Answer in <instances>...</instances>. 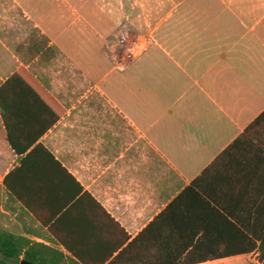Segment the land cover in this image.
<instances>
[{
  "label": "crops",
  "instance_id": "0c3cea01",
  "mask_svg": "<svg viewBox=\"0 0 264 264\" xmlns=\"http://www.w3.org/2000/svg\"><path fill=\"white\" fill-rule=\"evenodd\" d=\"M164 16L103 88L88 73L89 103L33 64L53 57L0 44V85L19 67L39 85L0 92V228L31 259L17 264H264V0H173ZM96 49L72 54L90 65Z\"/></svg>",
  "mask_w": 264,
  "mask_h": 264
},
{
  "label": "rangeland",
  "instance_id": "374dc122",
  "mask_svg": "<svg viewBox=\"0 0 264 264\" xmlns=\"http://www.w3.org/2000/svg\"><path fill=\"white\" fill-rule=\"evenodd\" d=\"M171 4L173 0H0L2 52L7 56L14 52L26 59L29 38L42 36L35 21L41 16L46 23L55 16L58 22L47 27L45 35L60 49L54 45L50 61L33 64L43 68L45 78L49 75L69 95L67 103H89L84 97L93 87L86 80L88 73L100 78L103 88L112 65L119 69L152 40L154 25L165 17ZM73 44H97L90 65L88 52L81 53L82 59L77 58L79 54L73 56Z\"/></svg>",
  "mask_w": 264,
  "mask_h": 264
},
{
  "label": "trees",
  "instance_id": "16d2710c",
  "mask_svg": "<svg viewBox=\"0 0 264 264\" xmlns=\"http://www.w3.org/2000/svg\"><path fill=\"white\" fill-rule=\"evenodd\" d=\"M42 36L32 35L28 42L27 46H25V52L29 56L39 55L41 59L49 60L53 57V50L48 45V38L41 34ZM19 46H17L18 50ZM24 74L28 76L35 84L38 85L36 80L23 68L19 67L8 79H6L0 85V92L7 87V85L14 80L18 75ZM39 86V85H38ZM0 104H2L0 102ZM58 105V104H57ZM60 112L62 113V109L58 105ZM6 187H8L5 181ZM27 241L23 238L16 239L14 235L10 234L7 230L0 228V264H17L19 261V255H22V259L30 260L31 259L27 256V252L23 249L27 245ZM261 251L264 250V242L261 240L260 247Z\"/></svg>",
  "mask_w": 264,
  "mask_h": 264
},
{
  "label": "water",
  "instance_id": "95a60500",
  "mask_svg": "<svg viewBox=\"0 0 264 264\" xmlns=\"http://www.w3.org/2000/svg\"><path fill=\"white\" fill-rule=\"evenodd\" d=\"M20 264H27V262H25L24 260H22V261L20 262Z\"/></svg>",
  "mask_w": 264,
  "mask_h": 264
}]
</instances>
